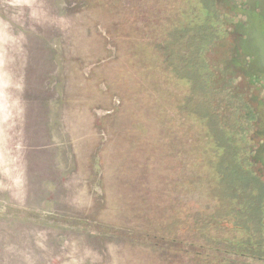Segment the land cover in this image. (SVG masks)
<instances>
[{"label":"rangeland","instance_id":"obj_1","mask_svg":"<svg viewBox=\"0 0 264 264\" xmlns=\"http://www.w3.org/2000/svg\"><path fill=\"white\" fill-rule=\"evenodd\" d=\"M250 12L247 0H0V206L264 256V85L251 68L264 28ZM0 264L263 263L0 209Z\"/></svg>","mask_w":264,"mask_h":264},{"label":"water","instance_id":"obj_2","mask_svg":"<svg viewBox=\"0 0 264 264\" xmlns=\"http://www.w3.org/2000/svg\"><path fill=\"white\" fill-rule=\"evenodd\" d=\"M0 209H4V210L18 212V213H22V214H27V215L42 217V218H46V219L61 221V222H65V223H70V224L85 226V227H89V228H94V229L109 231V232H113V233H118V234L133 236V237H137V238L152 240V241H156V242H161V243L176 245V246H180V247H185V248L200 250V251H204V252H209V253H214V254H219V255H224V256H229V257H233V258H238V259H243V260H248V261H253V262H258V263H263L264 264V260L250 258V257H246V256H241V255H236V254H231V253L216 251V250H212V249L197 247V246L183 244V243H178V242H174V241H168V240L158 239V238H154V237L139 235V234H135V233H130V232H125V231L115 230V229H111V228H106V227H101V226H97V225H92V224H87V223L72 221V220H68V219H63V218H58V217H53V216L38 214V213L24 211V210H19V209L9 208V207H5V206H0Z\"/></svg>","mask_w":264,"mask_h":264},{"label":"flooded vegetation","instance_id":"obj_3","mask_svg":"<svg viewBox=\"0 0 264 264\" xmlns=\"http://www.w3.org/2000/svg\"><path fill=\"white\" fill-rule=\"evenodd\" d=\"M247 2H248V8L251 9V12L249 14V17L247 16L248 20L246 18V24L247 22L253 24L255 29L257 27L264 28V0H247ZM250 29H251L250 33L254 31L252 28ZM249 37L253 38V36H249ZM254 55H255V61L254 64L251 66V68L254 69V71H252V73L254 74L253 83H256V78L259 80H261L262 78V85H264V48L262 47L261 51L259 52H254ZM256 61L258 64L255 63ZM257 69H259V71ZM258 73H261L262 75H258ZM257 257H259L260 259H264V256L262 255Z\"/></svg>","mask_w":264,"mask_h":264},{"label":"trees","instance_id":"obj_4","mask_svg":"<svg viewBox=\"0 0 264 264\" xmlns=\"http://www.w3.org/2000/svg\"><path fill=\"white\" fill-rule=\"evenodd\" d=\"M181 30H185V28H183V29H181ZM180 30V31H181ZM180 41H182V40H180ZM172 43H174V41H172ZM151 229V228H150ZM160 231V229L157 231V232H159ZM156 237V236H155ZM260 246V245H259Z\"/></svg>","mask_w":264,"mask_h":264}]
</instances>
